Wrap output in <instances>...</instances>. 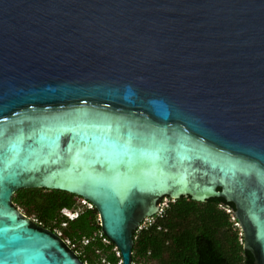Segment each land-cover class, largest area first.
<instances>
[{
	"label": "water",
	"instance_id": "1",
	"mask_svg": "<svg viewBox=\"0 0 264 264\" xmlns=\"http://www.w3.org/2000/svg\"><path fill=\"white\" fill-rule=\"evenodd\" d=\"M27 187L89 201L120 264L162 197L220 196L264 264V0H0V264H86Z\"/></svg>",
	"mask_w": 264,
	"mask_h": 264
},
{
	"label": "trees",
	"instance_id": "2",
	"mask_svg": "<svg viewBox=\"0 0 264 264\" xmlns=\"http://www.w3.org/2000/svg\"><path fill=\"white\" fill-rule=\"evenodd\" d=\"M163 198L167 201L162 212L133 232L132 264H255L253 253L243 246L232 201L220 196L205 201L167 196L160 203ZM78 199L82 198L74 193L45 187L21 188L12 196L24 214L74 243L86 264H120L119 249L101 232L97 209ZM63 209L78 210V216L69 219ZM87 237L89 242L83 244Z\"/></svg>",
	"mask_w": 264,
	"mask_h": 264
},
{
	"label": "built area",
	"instance_id": "3",
	"mask_svg": "<svg viewBox=\"0 0 264 264\" xmlns=\"http://www.w3.org/2000/svg\"><path fill=\"white\" fill-rule=\"evenodd\" d=\"M82 205H84V206H86V207H88V208H91L93 205L89 202V201H87L86 199H81V202H80ZM163 204L162 203H160V208H159V210L157 211V213L156 214H160L161 212H162V209H163ZM78 213H79V211L78 210H68V209H63V214H65V216H67L69 219H74V218H76L77 216H78ZM151 220H152V216L151 217H148V218H146L141 224H140V226L137 228V229H141L143 226H145L146 225V223H150L151 222ZM35 221V220H34ZM36 222V221H35ZM39 224V223H38ZM58 235H59V232H56ZM94 235H96L95 233H94ZM101 235V234H100ZM107 238V237H106ZM106 238H103V240L104 241H106L107 242V239ZM89 240H90V238H83L82 240H81V242L83 243V244H87L88 242H89ZM66 241V243L70 246V248H72L73 250L76 248V246H75V244L74 243H71L70 242V240H65ZM77 254H78V251L77 250H74ZM105 264H108V263H105Z\"/></svg>",
	"mask_w": 264,
	"mask_h": 264
},
{
	"label": "rangeland",
	"instance_id": "4",
	"mask_svg": "<svg viewBox=\"0 0 264 264\" xmlns=\"http://www.w3.org/2000/svg\"><path fill=\"white\" fill-rule=\"evenodd\" d=\"M78 201H80L81 202V199H78ZM167 201V198H163V201L161 202L163 205H164V203Z\"/></svg>",
	"mask_w": 264,
	"mask_h": 264
}]
</instances>
